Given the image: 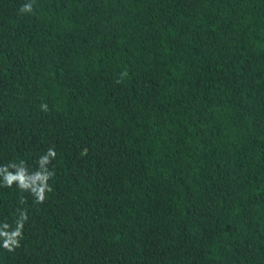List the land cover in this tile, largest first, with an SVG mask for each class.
I'll use <instances>...</instances> for the list:
<instances>
[{
  "label": "trees",
  "instance_id": "obj_1",
  "mask_svg": "<svg viewBox=\"0 0 264 264\" xmlns=\"http://www.w3.org/2000/svg\"><path fill=\"white\" fill-rule=\"evenodd\" d=\"M30 2L0 0V264H264V0Z\"/></svg>",
  "mask_w": 264,
  "mask_h": 264
},
{
  "label": "clouds",
  "instance_id": "obj_2",
  "mask_svg": "<svg viewBox=\"0 0 264 264\" xmlns=\"http://www.w3.org/2000/svg\"><path fill=\"white\" fill-rule=\"evenodd\" d=\"M33 3H34V0H33V2L23 4V5L21 6L20 11H21V12L31 13V12L33 11ZM45 107H46V106H45ZM52 154L55 155V153H52ZM13 179H18V177H12V176H9V177L7 178V183H8L9 186L11 185V181H12ZM25 186H26V185L21 184V187H25ZM41 200H42V197H41ZM19 234H20V233H19V230H18L17 233H16V235H19ZM13 245H18V242H17L16 240H12V238L9 237V239L5 241V243H4L3 246H4L5 248H8L9 250H11V248H12Z\"/></svg>",
  "mask_w": 264,
  "mask_h": 264
}]
</instances>
